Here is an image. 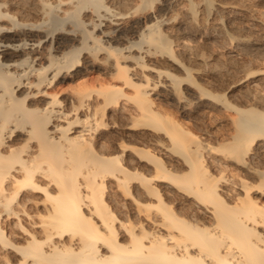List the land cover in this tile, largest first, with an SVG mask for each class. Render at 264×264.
Here are the masks:
<instances>
[{"label": "bare ground", "instance_id": "1", "mask_svg": "<svg viewBox=\"0 0 264 264\" xmlns=\"http://www.w3.org/2000/svg\"><path fill=\"white\" fill-rule=\"evenodd\" d=\"M0 264H264V0H0Z\"/></svg>", "mask_w": 264, "mask_h": 264}]
</instances>
